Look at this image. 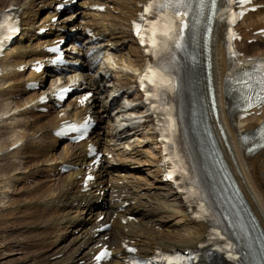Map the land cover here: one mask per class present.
<instances>
[{
    "label": "bare ground",
    "instance_id": "6f19581e",
    "mask_svg": "<svg viewBox=\"0 0 264 264\" xmlns=\"http://www.w3.org/2000/svg\"><path fill=\"white\" fill-rule=\"evenodd\" d=\"M58 1L0 0V11L17 7L23 25L16 44L0 58V161H4L0 163V264L22 260L25 264H81L98 250L96 245L101 242L109 244L115 254L123 253L125 243L136 245L140 255L196 248L206 240L210 226L193 221L183 194L165 181L164 153L155 118L148 112L150 105L142 103V93L135 88L147 59L132 35V28L145 0H82L76 11L54 26L51 19L56 15L54 6ZM257 3L264 4V0ZM94 5H104L105 10H95ZM71 18H75L72 24L68 23ZM46 26L50 31L40 35L39 29ZM225 28L223 22L218 23L210 51V75L219 116L212 112L206 95L207 115L240 199L264 236V151L250 154L243 143L244 132L257 126L264 113L243 119L241 112L229 110ZM238 28L244 37L239 43L245 53L243 58L264 57V38L254 34L264 28V7L246 16ZM73 30L77 33L68 37ZM61 38L70 41L65 48L69 58L80 60L81 69L87 71V89L81 94L94 93L86 105L74 102L77 114L92 111L99 119L89 140L75 145L52 136L60 122L70 116L68 112L62 114L63 108L58 110L54 103L47 105V113L38 111L39 96L47 88L39 91L26 87L31 80L41 86L45 82L50 69L37 74L30 66L37 60L43 61L46 47ZM249 39L257 41L250 45ZM77 42L81 46H75ZM22 65L24 70L20 69ZM111 88L122 91L129 102L140 101L127 111L136 115L139 124L121 133L120 123L117 128L113 126L120 116L114 120L108 108ZM17 131L23 132L21 139L27 140L20 149L10 151L16 142L10 136ZM128 131L132 135L122 139L120 135ZM89 141L99 145L103 157L94 170L96 181L92 189L85 192L79 176L95 168L85 155ZM123 143L128 147H119ZM140 145L145 149L139 150ZM131 146H135L133 150ZM192 149L197 156L198 172L209 182L210 195L239 222L237 231L253 247V238L248 236L249 231L253 232L252 223L243 221L236 206L225 199L220 173L205 146L198 141ZM64 163L75 169L63 171ZM135 163L147 167L136 168ZM153 186L159 191L152 192ZM130 214L136 219H130ZM107 222H111V229L98 234L97 228ZM14 251L19 252L16 258L11 256ZM252 255L255 263L260 264L255 249ZM217 264L227 263L220 256Z\"/></svg>",
    "mask_w": 264,
    "mask_h": 264
},
{
    "label": "snow or ice",
    "instance_id": "6c2138e0",
    "mask_svg": "<svg viewBox=\"0 0 264 264\" xmlns=\"http://www.w3.org/2000/svg\"><path fill=\"white\" fill-rule=\"evenodd\" d=\"M212 3H213V5H215V0H212ZM189 6H190V0H150L148 5H146V7H145V12H148L151 9H155L156 12L159 13V11L162 10V9L170 8V9L174 10V14L176 16H182V15H186L187 13H181L179 11V9L188 8ZM200 7L201 8L204 7V0H200ZM142 16H143V14H142ZM181 24H182V26L186 27V25H183V21L182 20H181ZM174 26H175V21L174 20H169V22L164 24L163 26L160 25L159 20L154 21L152 23L151 28H150V32H151V37H152L151 43H152L153 49H156L158 47V44L160 43L156 39V37L158 35H162V36H165V37H170V34L175 31V27ZM3 27H4L3 25H0V28H3ZM161 28H163V30H161ZM14 30H15L14 27H9L8 28L9 32L14 31ZM137 34L138 35L140 34V26L139 25H137ZM177 46L179 47L180 45L177 44ZM149 72L150 73L152 72L151 68H149ZM146 79H147V77H146ZM149 82L153 83L154 86H156L157 88L160 87V83L157 82L155 74H153L152 79ZM164 83H166L169 87H171V82L166 81ZM248 99L251 100V97H249ZM257 99L258 100L259 99H264V97H259L258 96ZM106 255H108L107 250H105L104 252H101L100 257H104Z\"/></svg>",
    "mask_w": 264,
    "mask_h": 264
},
{
    "label": "rangeland",
    "instance_id": "374dc122",
    "mask_svg": "<svg viewBox=\"0 0 264 264\" xmlns=\"http://www.w3.org/2000/svg\"><path fill=\"white\" fill-rule=\"evenodd\" d=\"M256 42V41H255ZM255 42H252V43H248V44H253V43H255ZM264 43V42H263ZM67 45H64V48L66 47ZM23 133V132H22ZM119 147H125L126 148V145H124V143L123 144H121V145H119ZM134 147L135 146H131L130 147V150H133L134 149ZM139 150H141V149H145V147L144 146H138L137 147ZM0 163H4V161L2 160V161H0ZM135 166H136V168H139V167H141V168H146L147 166H143V165H139V164H137V163H135ZM155 191H159L157 188H156V186H153V188H152V192H155ZM17 253H19L18 251H14V253L13 254H11V256H15V258L16 257H18L17 255ZM23 261V260H22ZM20 261V262H18V263H12V264H25V261Z\"/></svg>",
    "mask_w": 264,
    "mask_h": 264
}]
</instances>
